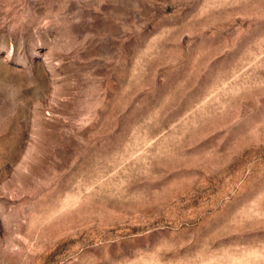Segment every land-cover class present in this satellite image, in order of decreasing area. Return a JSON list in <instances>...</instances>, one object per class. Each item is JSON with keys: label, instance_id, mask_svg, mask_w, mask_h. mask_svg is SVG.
<instances>
[{"label": "rangeland", "instance_id": "rangeland-1", "mask_svg": "<svg viewBox=\"0 0 264 264\" xmlns=\"http://www.w3.org/2000/svg\"><path fill=\"white\" fill-rule=\"evenodd\" d=\"M0 264H264V0H0Z\"/></svg>", "mask_w": 264, "mask_h": 264}]
</instances>
